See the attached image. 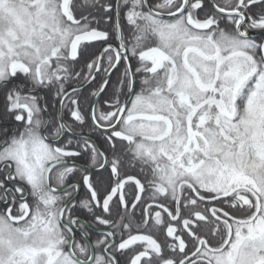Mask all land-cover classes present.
Returning a JSON list of instances; mask_svg holds the SVG:
<instances>
[{
	"label": "snow or ice",
	"instance_id": "6c2138e0",
	"mask_svg": "<svg viewBox=\"0 0 264 264\" xmlns=\"http://www.w3.org/2000/svg\"><path fill=\"white\" fill-rule=\"evenodd\" d=\"M0 264H264V0H0Z\"/></svg>",
	"mask_w": 264,
	"mask_h": 264
}]
</instances>
